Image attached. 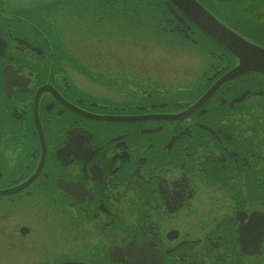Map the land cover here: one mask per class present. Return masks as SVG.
<instances>
[{
  "label": "flooded vegetation",
  "instance_id": "1",
  "mask_svg": "<svg viewBox=\"0 0 264 264\" xmlns=\"http://www.w3.org/2000/svg\"><path fill=\"white\" fill-rule=\"evenodd\" d=\"M195 1L254 63L264 0ZM191 7L0 0L3 264H264V73Z\"/></svg>",
  "mask_w": 264,
  "mask_h": 264
},
{
  "label": "water",
  "instance_id": "2",
  "mask_svg": "<svg viewBox=\"0 0 264 264\" xmlns=\"http://www.w3.org/2000/svg\"><path fill=\"white\" fill-rule=\"evenodd\" d=\"M192 2V0H191ZM195 4V5H194ZM191 3V8L193 10V13L191 15V19L194 22L195 25L200 26L201 28L205 29L206 32H209L210 35L215 38L220 43H226L230 44V47L234 54L246 65H249L250 69H254L264 73V54L263 53H257L258 56L254 60V63H251L248 60H245L242 57V53L244 49L248 48L249 46L246 45V43L234 34H232L230 31L225 29L221 24H219L213 17L208 15V13L199 7L196 3ZM229 48V47H228ZM230 49V48H229ZM261 227V226H260ZM259 229L255 231L256 237L260 238ZM255 243V242H254Z\"/></svg>",
  "mask_w": 264,
  "mask_h": 264
},
{
  "label": "rangeland",
  "instance_id": "3",
  "mask_svg": "<svg viewBox=\"0 0 264 264\" xmlns=\"http://www.w3.org/2000/svg\"><path fill=\"white\" fill-rule=\"evenodd\" d=\"M142 40H147V39L145 38V36H143ZM116 41H117V40H116ZM164 41H169V39H168V38H165ZM122 50L126 52V50H125L123 47H122ZM142 50H144V49H142ZM116 51H117V50H116ZM116 51H115V52H116ZM162 51L164 52V53H163L164 56H166V51H167V50L162 49ZM125 52H123V53H121V52L116 53V54H115L116 58L125 59ZM151 55H152V54H150V56H151ZM152 56L160 57V54H157V53H156V54H154V55H152ZM166 57H167V56H166ZM13 261H14V256H9V262L6 263V264H16V263L13 262ZM24 262H26V260H24ZM0 264H3V261H2V262L0 261Z\"/></svg>",
  "mask_w": 264,
  "mask_h": 264
}]
</instances>
